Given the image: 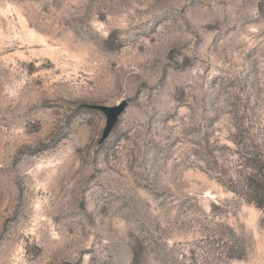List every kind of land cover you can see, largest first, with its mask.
I'll list each match as a JSON object with an SVG mask.
<instances>
[{
	"label": "rangeland",
	"instance_id": "1",
	"mask_svg": "<svg viewBox=\"0 0 264 264\" xmlns=\"http://www.w3.org/2000/svg\"><path fill=\"white\" fill-rule=\"evenodd\" d=\"M239 126L264 138V0H0V264H264L204 161Z\"/></svg>",
	"mask_w": 264,
	"mask_h": 264
},
{
	"label": "trees",
	"instance_id": "2",
	"mask_svg": "<svg viewBox=\"0 0 264 264\" xmlns=\"http://www.w3.org/2000/svg\"><path fill=\"white\" fill-rule=\"evenodd\" d=\"M235 129L231 139L235 148L224 147L231 153L227 156L219 153V146L211 145L207 139L203 141L206 170L217 174L222 186L264 214V138L260 134L249 136L255 133L252 128ZM230 252L231 258H241L240 250Z\"/></svg>",
	"mask_w": 264,
	"mask_h": 264
},
{
	"label": "water",
	"instance_id": "3",
	"mask_svg": "<svg viewBox=\"0 0 264 264\" xmlns=\"http://www.w3.org/2000/svg\"><path fill=\"white\" fill-rule=\"evenodd\" d=\"M127 102H124L118 106L115 107H106V106H91L92 109L98 110L102 113H104L107 117V123L106 128L104 131L103 139H106L111 134L114 127L117 125L120 117L124 113L125 109L127 108Z\"/></svg>",
	"mask_w": 264,
	"mask_h": 264
}]
</instances>
